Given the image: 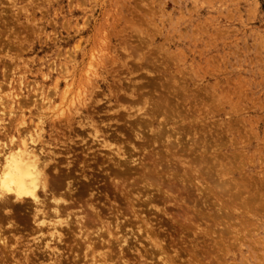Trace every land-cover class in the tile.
<instances>
[{
  "label": "rangeland",
  "instance_id": "1",
  "mask_svg": "<svg viewBox=\"0 0 264 264\" xmlns=\"http://www.w3.org/2000/svg\"><path fill=\"white\" fill-rule=\"evenodd\" d=\"M11 95L18 99L12 117L5 103ZM0 101L1 143L8 147L10 137L28 133L44 157L56 155L62 171L70 149L74 169L83 160L89 166V183L81 179L78 189L95 192L105 202L101 211L109 207L104 212L112 217L121 210L133 226L121 231L109 225L111 236L101 231L108 246L93 250L51 242L62 257L47 251L28 262L26 249L34 250L37 236V246L48 242L49 231L14 240L6 234L9 247L0 264H264V0H0ZM158 134L163 138L153 140ZM111 154L137 160L121 168L130 171L119 172L117 185L111 180L116 168L106 160ZM128 199L138 204H132L136 215ZM137 220H148L153 234ZM120 237L126 238L121 247Z\"/></svg>",
  "mask_w": 264,
  "mask_h": 264
},
{
  "label": "bare ground",
  "instance_id": "2",
  "mask_svg": "<svg viewBox=\"0 0 264 264\" xmlns=\"http://www.w3.org/2000/svg\"><path fill=\"white\" fill-rule=\"evenodd\" d=\"M159 84V83H158ZM14 87V86H13ZM160 87V86H159ZM13 89V88H12ZM57 90V89H56ZM64 90V89H63ZM65 90H67V89H65ZM58 91V90H57ZM68 91V90H67ZM67 91H65V93H63V94H66V92ZM161 91V90H160ZM164 91V90H163ZM166 91V90H165ZM188 91V90H187ZM5 92V91H4ZM149 92H150V90H149ZM155 93H156V91H154ZM169 92V91H168ZM68 93V92H67ZM147 93H148V91H147ZM178 93V92H177ZM190 93V92H189ZM5 94V93H4ZM54 94V93H53ZM53 94H52V96H53ZM145 94V93H144ZM144 94H142L141 96L143 97L144 96ZM153 94V96H155V97H157L156 95H154V93H152ZM162 94H166L165 92L163 93L162 92ZM180 94V93H179ZM77 95V94H76ZM150 95H151V92H150ZM160 95V94H159ZM158 95V96H159ZM167 95V94H166ZM170 95V94H169ZM183 95V94H182ZM187 95H188V92H187V94H185L184 96H185V99L187 98ZM189 95H191V93L189 94ZM64 96V95H63ZM66 96H67V94H66ZM130 96V95H129ZM175 96V95H174ZM180 96V95H179ZM38 97V96H37ZM65 97V96H64ZM77 97H78V95H77ZM80 97V96H79ZM150 97V96H149ZM154 97V98H155ZM160 97H161V95H160ZM164 97V96H163ZM183 97V96H182ZM189 97V96H188ZM191 97V96H190ZM19 98V97H18ZM20 98H21V96H20ZM19 98V99H20ZM62 98V97H61ZM81 98V97H80ZM137 98V97H136ZM135 98V99H136ZM147 98H148V96H147ZM147 98H145V97H143V99H146V100H148ZM151 98V97H150ZM149 98V99H150ZM159 98V97H158ZM158 98H157V100H158ZM175 98V97H174ZM174 98H171V99H174ZM177 98V97H176ZM184 98V97H183ZM182 98V99H183ZM63 99V98H62ZM62 99H60V100H62ZM65 99V98H64ZM63 99V100H64ZM78 99V98H77ZM76 99V100H77ZM138 99H139V93H138V98H137V101H138ZM143 99H142V101H143ZM151 99H153V98H151ZM162 99V98H161ZM166 99H169V98H166ZM171 99H169V101H167L166 103H168V102H170V100ZM181 99V98H180ZM18 100V99H17ZM17 100H16V95H11L10 97H7L6 98V101H5V103L7 102V104L9 105V107H10V112H9V116L10 117H12V116H15V111L13 110L14 109V106L18 103L17 102ZM53 100V99H52ZM62 100V101H63ZM66 100V99H65ZM70 100H72V99H70ZM79 100V99H78ZM132 100V99H131ZM160 100V99H159ZM163 100V99H162ZM176 100V99H175ZM174 100V101H175ZM193 100V99H192ZM21 100H19V102H20ZM38 101H40V100H38ZM45 101V99H43L42 100V102H44ZM110 101V100H109ZM108 101V102H109ZM136 101V100H135ZM150 101V100H149ZM153 101V100H152ZM161 101V100H160ZM173 101V102H174ZM1 102V101H0ZM41 102V101H40ZM64 102V101H63ZM69 102V101H68ZM133 102V101H132ZM165 101H163L162 103H164ZM184 102V101H183ZM4 103V102H3ZM71 103V102H70ZM138 103V102H137ZM141 103V102H140ZM147 103H148V101H147ZM182 103V102H181ZM181 103H179V104H181ZM1 105H2V103H0ZM45 104V103H44ZM130 104H131V102H130ZM134 104H135V102H134ZM139 104V103H138ZM142 104V103H141ZM149 104V103H148ZM154 104V103H153ZM153 104L151 105V106H153ZM183 104V103H182ZM20 105V104H19ZM46 105H47V102H46ZM55 105V104H54ZM136 105V104H135ZM154 105H156V104H154ZM161 106H162V104H160ZM172 105V104H171ZM72 106V105H71ZM133 106V105H132ZM137 106V105H136ZM141 106V105H140ZM140 106H138V107H140ZM1 107H4V106H1ZM17 107H18V105H17ZM19 107H21V106H19ZM143 107V106H142ZM141 107V108H142ZM148 107V106H147ZM153 107H156V106H153ZM176 107H178V106H176ZM6 108V107H5ZM151 108V107H150ZM150 108H147L148 110L150 109ZM157 108V107H156ZM156 108H155V110H156ZM164 108V107H163ZM192 108V107H191ZM132 109V108H131ZM158 109V108H157ZM159 109H160V107H159ZM169 109V108H168ZM168 109L166 110V113H167V111H168ZM7 110V109H6ZM138 110V109H137ZM140 110V109H139ZM154 110V109H153ZM162 110V109H161ZM177 110H178V108H177ZM183 110H185V109H183ZM3 111V110H2ZM2 111H1V113H2ZM18 111V110H17ZM145 111H147V110H145ZM169 111H171V109L169 110ZM175 111H176V109H175ZM20 112V111H19ZM60 112H62V110L60 111ZM148 112V111H147ZM174 112V111H173ZM179 112H181V109L179 110ZM8 113V112H7ZM21 113V112H20ZM149 113V112H148ZM152 113V112H151ZM159 113H160V111H159ZM155 114V113H153V114H155V115H152V116H155V117H157L156 115H159V116H161L160 114ZM161 113H162V111H161ZM177 113V112H176ZM185 113V112H184ZM5 114H6V112H5ZM147 114V113H146ZM168 114H170V115H172L171 113H167V115ZM178 114V113H177ZM188 114V113H187ZM18 115H19V113H18ZM22 115V114H21ZM130 116L132 115V114H129ZM134 115V114H133ZM142 115H144V114H142ZM148 115V114H147ZM150 115V116H151ZM163 116H165L164 114H162ZM169 115V116H170ZM175 115V114H174ZM178 115H180L179 117H181V116H183V115H181V113H179ZM186 115V114H185ZM185 115H184V117H185ZM1 116V115H0ZM17 116V115H16ZM129 116V117H130ZM140 116V115H139ZM19 117H20V115H19ZM18 117V118H19ZM122 117H126V116H122ZM128 117V116H127ZM162 117V116H161ZM160 117V118H161ZM166 117H168V116H166ZM14 118V117H13ZM23 118V117H22ZM131 118V117H130ZM136 118H138L137 116H136ZM140 118V117H139ZM152 118V120H153V118L154 117H151ZM160 118H158V120L160 119ZM170 118V117H169ZM175 118V117H174ZM173 118V119H174ZM133 119H134V117H133ZM155 119V118H154ZM157 119V118H156ZM180 119V118H179ZM184 119V118H183ZM187 119V118H186ZM148 120V119H147ZM174 120H176V119H174ZM180 120H182V119H180ZM179 120V121H180ZM194 120V119H193ZM10 121V120H9ZM24 121V120H23ZM137 121H138V119H137ZM137 121L134 123L135 124V127H136V123H137ZM154 121V120H153ZM160 122H162L161 120H159ZM169 121H170V119H169ZM172 121V120H171ZM177 121V120H176ZM176 121H175V123H176ZM133 122H134V120H133ZM146 122H148V121H146ZM156 122V121H155ZM158 122V121H157ZM159 122V123H160ZM167 122H168V119H167ZM4 123V122H3ZM164 124H168V123H166L165 122V119H164V122H163ZM174 123V122H173ZM174 123V124H175ZM33 124V123H32ZM134 124H132V126L134 125ZM143 125V123L141 122L140 123V125ZM146 124H148V125H145L144 124V126H149V123H146ZM162 124V123H161ZM164 124H162L163 126H166V125H164ZM5 125V124H4ZM16 125V124H15ZM138 125V124H137ZM142 125H141V127H142ZM161 125V126H162ZM6 126V125H5ZM8 126V125H7ZM6 126V127H7ZM139 126V125H138ZM137 126V127H138ZM160 126V125H159ZM158 126V127H159ZM162 126V128H164V130H166V128L165 127H163ZM11 127V126H10ZM134 127V128H135ZM136 127V128H137ZM150 127V126H149ZM158 127H157V130H159L158 129ZM179 127V126H178ZM182 127V126H181ZM189 127H191V126H189ZM25 128H27V127H25ZM140 128V127H139ZM138 128V129H139ZM170 128V127H169ZM9 129V128H8ZM8 129H7V131H8ZM21 129V128H20ZM22 129H23V127H22ZM28 129V128H27ZM26 129V130H27ZM160 129H161V127H160ZM181 128H179L178 130H180ZM183 129H185V128H183ZM188 130H189V128H187ZM2 130V129H1ZM0 130V131H1ZM163 130V129H162ZM168 130V129H167ZM171 130V129H170ZM170 130H168V131H170ZM178 130H177V132H178ZM187 130V131H188ZM24 132H27V131H25V129L23 130ZM22 131V132H23ZM139 131V130H138ZM141 131V130H140ZM150 131H151V129H150ZM182 131V130H181ZM180 131V132H181ZM183 131H186V130H183ZM186 131V132H187ZM2 132H3V130H2ZM21 132V134L23 135V133ZM136 132H137V130H136ZM143 132V131H142ZM165 132H167V131H165ZM164 131H163V134L165 133ZM171 132V131H170ZM176 132V131H175ZM174 132V133H175ZM177 132H176V134L175 135H177ZM11 133V132H10ZM37 133V132H36ZM156 133H159V131L157 132L156 131ZM155 133V134H156ZM162 133V132H161ZM172 133H173V131H172ZM179 133V132H178ZM183 133H185V132H183ZM189 133H191V132H189ZM39 134V133H38ZM95 134V133H94ZM93 134V135H94ZM138 134H139V132H138ZM137 134V135H138ZM7 135V134H6ZM24 135H26V133L24 134ZM27 135H28V133H27ZM19 136V138L18 139H15V137H10V139L9 138H7V139H9V146L8 147H6L5 146V144L4 143H1L0 142V196H2L3 198L2 199H0V254H2V255H4L5 254V251L8 249V242H9V239L7 238V237H5L4 235H6V234H9L10 235V237L12 236V238L13 239H11V240H14V236L15 235H20V233H22L23 235H26V236H30V234L31 233H36V234H38V233H41L42 231H44L45 229V231H49V236H48V238H49V240H48V242H46L44 245H42L41 247H39V246H37V244H38V242H39V238H38V236H37V238L35 237V240H33V241H35L36 242V244L34 245V250H30L29 248H30V246L26 249V251H28L29 252V254H31V255H29V254H24L22 257H23V259H24V261L25 262H28V261H31L30 259H31V256H37V255H35L36 253H45V252H47V251H50L51 252V254L53 255V254H57L58 256H60V257H62V253H60L59 252V250H55L56 248H51L50 247V244H51V242H54V243H56V244H58V245H65V246H69V247H71V248H73V247H84L86 250H93V249H95L96 247H99V246H108L107 244L109 243V240H106V239H103V237H102V234H101V231L102 230H105L106 232H107V234H108V236H111L112 235V233H111V230H110V228H109V225H111L112 224V228L113 229H119V230H121L122 231V229H124V228H126V226L128 225V227H129V224L131 223H128V221L125 219V217L127 216L126 215V213L124 214V215H126V216H122V214H121V210L120 211H116L114 214H111L112 215V217L111 216H109L110 215V213H109V215H106L105 213L106 212H104L106 209H104L103 211H101L102 209H100V206L101 205H104L103 203H105V202H103L102 204H101V202H98V200H97V198L95 197L96 196V194H95V192H93V193H89V191H86L85 189V191L86 192H88L89 193V196H87L86 198H84V199H86V200H83V196H82V191H84V190H82V191H80V189H78L79 187L78 186H76V184H80L79 182H81L82 183V181H81V179H83V181H85V182H87V183H89V179H90V177L88 176V175H86L85 173H86V170H85V166L87 165L86 163V165H84V160L80 163V164H82V165H80L79 166V168L78 169H74V164L76 163V161H75V159H73V158H71V156L73 157L74 155H71V151H67V156L68 157H66V159L65 160H67L66 161V163H65V165L63 166L64 167V171H62L63 170V168H62V170H60L59 169V164H60V162H59V160L57 159V157H56V155H53V157H44L43 155H42V152H40L39 151V149L37 150V149H35L34 148V145H33V143H35V142H33V141H31L30 142V137L29 136ZM31 135V134H30ZM96 135V134H95ZM140 135H141V132H140ZM159 135V134H158ZM161 135V134H160ZM160 135L156 138V136L154 137V138H152L153 140H155V139H158L159 137H160ZM166 135H167V133H166ZM166 135H164V136H166ZM174 135V134H173ZM172 135V136H173ZM181 134H179L178 136H180ZM18 136V135H17ZM149 136H151V134L149 135ZM152 136H153V134H152ZM171 136V135H170ZM192 136V135H191ZM190 135H189V137H191ZM3 137V136H2ZM1 137V138H2ZM8 137V136H7ZM147 137V136H146ZM146 137H144V139L146 138ZM161 137H162V135H161ZM160 137V138H161ZM174 137V136H173ZM173 137H171L172 139H173ZM188 137V138H189ZM147 138H150V137H147ZM145 139V140H147L148 141V139ZM163 138V137H162ZM179 138H181V137H179ZM183 138V137H182ZM185 138V137H184ZM108 139V138H107ZM170 139V138H169ZM186 139V138H185ZM190 139V138H189ZM140 140V139H139ZM168 140V139H167ZM171 140V139H170ZM170 140H169V142H170ZM177 140V139H176ZM179 141H180V139H178ZM177 140V141H178ZM183 140V142L185 141L184 139H182ZM181 140V141H182ZM188 140V139H187ZM156 141V140H155ZM158 141V140H157ZM176 141V142H177ZM189 141V140H188ZM192 141V140H191ZM159 142H160V139H159V141H158V145H159ZM169 142H168V144H169ZM172 142H173V140H172ZM171 142V144L170 145H174L173 143ZM174 142H175V140H174ZM190 142V141H189ZM188 142V143H189ZM145 143H148V142H146L145 141ZM150 143L151 142H149V145H150ZM160 143H162V139H161V142ZM164 143V142H163ZM179 142H177V144H178ZM99 144H102V143H99ZM167 144V145H168ZM182 146H184V144H182V142L180 143ZM187 144V143H186ZM186 144H185V148H186ZM193 144V143H192ZM195 144H197V142H195ZM148 145V144H147ZM148 145V146H149ZM153 145V144H152ZM152 145H150V146H152ZM179 145V144H178ZM198 145V144H197ZM197 145H195V147L197 146ZM102 146L104 147V148H106V149H111L110 148V145H107L106 144V142H104L103 144H102ZM169 146V145H168ZM172 146L169 148V149H171L172 148ZM182 146L181 147H179L180 148V150H181V148H182ZM188 146V145H187ZM119 147V146H118ZM134 147V146H133ZM174 148H176V146H173ZM194 147V146H193ZM68 148V147H67ZM116 148V147H115ZM114 148V149H115ZM121 148V147H120ZM163 148V147H162ZM184 148V149H185ZM86 149V152H87V148H85ZM113 149V150H114ZM133 149V148H132ZM184 149H182V151L181 152H184ZM193 149V148H192ZM198 149H199V146H198ZM84 150V149H83ZM88 150H90V149H88ZM134 150V149H133ZM173 150V148L171 149V151ZM179 150V149H178ZM186 151H187V149H185ZM191 150V149H190ZM65 151V150H64ZM109 151V150H108ZM110 151H112V149L110 150ZM74 152V151H73ZM84 152H85V150H84ZM122 152H123V150H122ZM159 152V151H158ZM174 152H175V150H174ZM177 152V151H176ZM192 152H194L193 150L191 151V154H189L188 156L190 157L191 155H192ZM201 152H203V151H201ZM88 153H91L90 151L88 152ZM87 153V154H88ZM108 153H112V152H108ZM107 152L105 153V154H108ZM114 153L116 154V156L118 157V158H122V157H124V154H122L121 152H120V149H117L116 148V151L114 150ZM126 153V152H125ZM156 153H157V151H156ZM161 153V152H160ZM204 153H205V151H204ZM73 154V153H72ZM94 154V153H93ZM96 154V153H95ZM101 154V153H100ZM184 154H186L185 152L182 154V156L184 155ZM91 155V154H90ZM89 155V156H90ZM98 155V154H97ZM96 155V156H97ZM112 155V154H111ZM114 155V154H113ZM112 155V156H113ZM149 155V154H148ZM151 155V154H150ZM153 155V154H152ZM158 155H159V153H158ZM162 155V154H161ZM160 155V156H161ZM166 155V154H165ZM110 156V155H109ZM155 156V155H154ZM175 156H177V155H175ZM194 156V155H193ZM193 156H192V159H194L193 158ZM56 157V158H55ZM88 157V156H87ZM94 157V156H93ZM150 157V156H149ZM185 157H187V156H185ZM197 157H199V156H197ZM197 157H195V158H197ZM205 157V156H204ZM237 157V156H236ZM70 158V159H69ZM113 158H114V156H113ZM112 157L110 158H108V159H106L107 161H108V163H112V166L113 167H115L116 169H114V170H116L115 171V173L113 174V178H111V180H112V182H113V184H115V185H117V182H115V178H117V176L118 175H121V174H119V172L120 173H122V174H124V172H127V170L128 171H130L129 169H123V171H122V167H127L126 165H130V164H134L135 163V161H137V160H130V162H127V161H124V160H126L125 158H124V160L123 161H121V160H115L116 158H114L113 159ZM117 158V159H118ZM152 158V157H151ZM158 158V157H157ZM159 158H161V157H159ZM201 158V157H200ZM202 158H203V156H202ZM206 158V157H205ZM90 159H91V157H90ZM105 159V158H104ZM123 159V158H122ZM192 159H190V160H192ZM198 159L199 158H197V160H194L193 162H195V161H198ZM56 160H58V162H55ZM77 160V159H76ZM85 160H87V159H85ZM170 160H172V159H170ZM169 160V161H170ZM200 160V159H199ZM150 161V160H149ZM154 161V160H153ZM208 161H210L209 159H206V162H208ZM86 162V161H85ZM98 161H96V163H97ZM102 162L104 163V161L102 160L101 161V163L100 164H102ZM155 162H156V160H155ZM140 163V162H139ZM160 162H158V164H159ZM197 163V162H196ZM199 163V162H198ZM63 164H64V162H63ZM62 164V165H63ZM161 164H163V163H161ZM161 164H159V165H161ZM167 164V163H166ZM170 164V163H169ZM199 165V164H198ZM88 166V165H87ZM108 166V165H107ZM135 166H137L138 167V165H135ZM109 167V166H108ZM130 169L132 168V166L130 167V166H128ZM161 167V166H160ZM172 167V166H171ZM176 167V166H175ZM88 168H89V166H88ZM155 168V167H154ZM174 168V167H173ZM180 168V167H179ZM178 168V169H179ZM209 168H211V167H209ZM87 169V168H86ZM134 169H136L135 167H134ZM138 169V168H137ZM144 169V168H143ZM156 169V168H155ZM163 169H165V168H163ZM172 169V168H171ZM184 169V168H183ZM204 169V167L202 168V170ZM208 169V168H207ZM207 169H206V172H207ZM113 170V169H112ZM145 170V169H144ZM143 170V171H144ZM154 170V169H153ZM160 170V169H159ZM173 170V169H172ZM198 170V169H197ZM110 171V170H109ZM132 171V170H131ZM148 170H146V172H147ZM164 171H166V170H164ZM187 171V170H186ZM114 172V171H113ZM149 172V171H148ZM147 172V173H148ZM159 172H161V171H158V173ZM189 172V171H188ZM202 172V171H201ZM206 172H204V170H203V173H206ZM144 172H142L141 173V176H143V175H145V173L143 174ZM150 173V174H149ZM148 173V175L149 176H147V174L145 175V176H147V178H148V180L151 178L150 177V175H152L151 174V172H149ZM126 174V173H125ZM124 174V175H125ZM202 174V173H201ZM209 174V173H208ZM123 175V176H124ZM127 175H129V174H127ZM132 175V174H131ZM203 175H207V174H203ZM211 175V174H210ZM130 176V175H129ZM174 176V175H173ZM77 177L79 178L80 177V179H77ZM109 177V176H108ZM150 177V178H149ZM153 177V176H152ZM154 177H155V175H154ZM159 177H161V175L159 176ZM211 177V176H210ZM209 177V178H210ZM7 178V180H8V183L10 184V186L14 189V191L12 192V193H4L3 192V184H4V182H5V179ZM118 178H120V177H118ZM140 178V177H139ZM142 178V177H141ZM163 178V177H162ZM175 178V177H174ZM178 178V177H177ZM164 179V178H163ZM162 179V180H163ZM110 180V179H109ZM142 180V179H141ZM144 180H145V178H144ZM168 180V179H167ZM120 181V180H119ZM150 181V180H149ZM152 181H154V180H152ZM164 181V180H163ZM185 181V180H184ZM260 181V180H259ZM136 182H138V181H136ZM140 182H142V181H140ZM158 182V181H157ZM166 182V181H165ZM170 182V181H169ZM177 182V184H178V180L176 181ZM181 182V181H180ZM185 182H188V181H185ZM110 183H111V181H110ZM120 184H121V182H119ZM118 183V184H119ZM124 183V182H123ZM122 183V184H123ZM153 183V182H152ZM152 183H150V184H148V185H151ZM164 183V182H163ZM263 183V182H262ZM138 184V183H137ZM137 184H135L136 186H139V185H137ZM155 184H158L159 185V183H155ZM185 184V183H184ZM85 185V184H84ZM134 184H132V186H133ZM144 185H145V182H144ZM147 185V184H146ZM158 185H155V186H158ZM161 185H165V184H161ZM161 185H159L160 187H161ZM170 185H171V183H170ZM186 185V184H185ZM189 185V184H188ZM83 186V185H82ZM86 186H87V184H86ZM88 186H89V184H88ZM135 186V187H136ZM158 186V187H159ZM176 186H178V185H176ZM175 186V187H176ZM179 186H181V185H179ZM242 186V185H241ZM240 186V187H241ZM262 186H263V184H262ZM84 187V186H83ZM82 187V188H83ZM127 187V186H126ZM126 187H125V190H126V192L128 191V189H126ZM141 187V186H140ZM143 187V186H142ZM146 187H148V186H146ZM154 187V186H153ZM165 187V186H164ZM186 187V186H185ZM184 187V188H185ZM33 188H35V191H34V195L33 196H22V197H20L19 199H17V197H16V195H15V192L16 191H19V190H24V191H33ZM132 188V187H131ZM131 188H129V189H131ZM136 188H138V187H136ZM168 188H169V186H168ZM170 188L171 189H173L172 188V185L170 186ZM168 189V190H171V189ZM178 188H180V187H178ZM132 189H134V187L132 188ZM140 189H142V188H140ZM147 189V188H146ZM154 189V188H153ZM152 189V190H153ZM176 189V188H175ZM186 189V188H185ZM241 189V188H240ZM92 190V189H91ZM122 190V189H121ZM135 190H137V189H135ZM135 190H134V192H135ZM160 190V189H159ZM158 190V191H159ZM163 190V189H162ZM187 190L189 191V189L187 188ZM144 191H145V188H144ZM147 191V190H146ZM149 191H150V189H149ZM149 191H147V192H149ZM154 191H155V189H154ZM173 191H174V189L172 190V193H173ZM132 192V191H131ZM140 192H141V190H140ZM161 192V191H160ZM159 192V195L161 194ZM183 192V191H182ZM88 193H87V195H88ZM121 193H124V192H121ZM145 193V192H144ZM188 193V192H187ZM242 193V191L240 192V194ZM139 194V193H138ZM137 194V195H138ZM141 194H143V192L141 193ZM149 194V193H148ZM151 194V193H150ZM157 194H158V192H157ZM156 193H155V197H157L156 195H157ZM83 195H85V193L83 194ZM131 195V194H130ZM158 195V196H159ZM121 196H123V195H121ZM140 197L142 196V195H139ZM162 196H164L163 195V193H162ZM162 196H160V198L159 199H162ZM89 197V198H88ZM131 197V196H130ZM130 197H129V199H130ZM149 197V196H148ZM205 197V196H204ZM128 198V197H127ZM146 198V197H145ZM150 198V197H149ZM167 196L165 197V199L167 200ZM180 198H182V197H180ZM257 198H258V196L256 195V199H255V201L257 200ZM125 199V198H124ZM123 199V200H124ZM129 199L127 200V202H128V210L131 212V214H132V212H133V215H136V212H134V210H133V205H137L138 206V204H133L132 202L130 203L129 202ZM131 199H135V198H131ZM141 199H144V198H141ZM141 199H139L140 201H141ZM155 199H157V198H155ZM164 199V200H165ZM169 199H171V197L170 198H168V201H169ZM173 199V198H172ZM171 199V200H172ZM250 199V198H249ZM251 199H253L254 200V198H251ZM250 199V200H251ZM109 200V199H108ZM126 200V199H125ZM147 200H151V199H147ZM154 200V199H153ZM179 200V199H178ZM201 200H204V199H202L201 198ZM206 200V199H205ZM259 200V199H258ZM105 201H107V200H105ZM130 201H132V200H130ZM135 201H137L136 199H135ZM139 201V202H140ZM157 201L159 202V200L157 199ZM162 201V200H161ZM176 201H177V198H176ZM176 201H174V202H176ZM108 202V201H107ZM106 202V203H107ZM150 202V201H149ZM155 202H156V200H155ZM170 202H172V201H170ZM169 202V203H170ZM173 202V203H174ZM180 202V201H179ZM185 202V201H184ZM197 202V201H196ZM250 202H252V201H250ZM101 205H100V204ZM124 203V202H123ZM125 203H126V201H125ZM124 203V204H125ZM136 203H138V202H136ZM152 203H154V202H152ZM166 203V202H165ZM172 203V204H173ZM247 203H249V202H247ZM122 204V203H121ZM123 204V205H124ZM133 204V205H132ZM140 204V203H139ZM141 204H142V202H141ZM148 204V203H147ZM171 204V203H170ZM176 204H177V202H176ZM175 204V205H176ZM203 204H205V203H203ZM243 204V203H242ZM117 205V204H116ZM115 205V206H116ZM143 205H145V203L143 204ZM162 205H163V203H162ZM178 205H179V203H178ZM200 205V204H199ZM114 206V207H115ZM121 206V205H120ZM146 206H150L149 204L148 205H146ZM171 206H173V205H171ZM206 206V205H205ZM105 207V206H104ZM117 207V206H116ZM139 207V206H138ZM143 207V206H142ZM180 207V206H179ZM201 207V206H200ZM109 208V207H108ZM107 208V210H109ZM122 208V207H121ZM136 208V207H135ZM134 208V209H135ZM146 208V207H145ZM164 208V207H163ZM111 209V208H110ZM143 209V208H142ZM181 209H185V208H181ZM106 210V211H107ZM127 209H123V212L122 213H124V211H126ZM138 210V209H137ZM137 210H135V211H137ZM141 210V209H140ZM165 210V209H164ZM175 210H177V209H175ZM179 210V209H178ZM186 210V209H185ZM112 210H110V212H111ZM139 211V210H138ZM138 211H137V213H138ZM154 211V210H153ZM202 211V213H203V210H201ZM104 212V213H103ZM114 212V211H113ZM127 212V211H126ZM143 212V211H142ZM155 212V211H154ZM165 212V211H164ZM112 213V212H111ZM201 213V212H200ZM127 214H129V212L127 213ZM138 214H141L140 212L138 213ZM143 214V213H142ZM141 214V215H142ZM160 215H161V213H159ZM159 214H155L156 215V217H157V215H159ZM196 215V214H195ZM199 215V214H198ZM111 217V218H109V217ZM130 216V215H129ZM143 216V215H142ZM141 217V216H140ZM156 217H155V219H156ZM127 218H129V217H127ZM135 218H137V219H139L138 218V216H135ZM146 218H148V217H146L145 216V219ZM201 218V217H200ZM110 219V220H109ZM142 219H144V218H142ZM154 219V220H155ZM196 219H198V218H196ZM150 221H152L151 219H149ZM156 220H158V219H156ZM130 221H131V219H130ZM147 221L148 220H142V221H140V223H139V221L137 220L136 222H138L139 224H140V226L141 227H143V229H144V232L145 233H151V234H153L152 233V229H153V227L151 228V226H148V224H147ZM134 222L135 221H133L132 223L134 224ZM135 222V223H136ZM159 222V221H158ZM155 223H157V221L155 222ZM131 225V224H130ZM152 225V224H151ZM178 225H180V224H178ZM105 226H107V228L105 227ZM152 226H154V225H152ZM131 227L133 228V226L131 225ZM137 227H139V226H137ZM136 227V225H135V228H137ZM160 227V226H159ZM159 227L157 228V229H159ZM184 228V227H183ZM187 228H188V226H187ZM163 229V228H162ZM141 230V232H142V229H140ZM140 230H137V231H140ZM155 231H156V229H154ZM183 230V229H182ZM186 230V229H185ZM160 231V230H159ZM131 232V231H130ZM30 233V234H29ZM132 233V232H131ZM143 233V232H142ZM144 233V234H145ZM157 233V232H156ZM159 233H161V231L159 232ZM134 234V233H133ZM160 235V234H159ZM25 236V237H26ZM146 236V235H145ZM152 236V235H151ZM16 237V236H15ZM158 237H160V236H158ZM41 238V237H40ZM153 238V237H152ZM156 238V237H155ZM47 240V239H46ZM117 240H119V246L121 247V245H120V243H122V244H124L125 242H126V238L124 239L123 237H120V238H118ZM151 240V239H150ZM40 244V243H39ZM154 247V246H153ZM162 247H164V246H162ZM165 249V248H164ZM25 251V252H26ZM160 252V251H159ZM177 252V251H176ZM179 253H180V251H179ZM176 254H178V252L176 253ZM180 255V254H179ZM190 255H192V253H190ZM175 256V255H174ZM17 262V261H16ZM15 264H18V263H15Z\"/></svg>",
  "mask_w": 264,
  "mask_h": 264
},
{
  "label": "clouds",
  "instance_id": "3",
  "mask_svg": "<svg viewBox=\"0 0 264 264\" xmlns=\"http://www.w3.org/2000/svg\"><path fill=\"white\" fill-rule=\"evenodd\" d=\"M14 191V189L10 186V184L8 183L7 178L5 179V182L3 184V192L4 193H12ZM34 191L35 188H33V191H24V190H19L15 192V195L17 197V199H19L22 196H33L34 195ZM3 197L0 196V199H2Z\"/></svg>",
  "mask_w": 264,
  "mask_h": 264
}]
</instances>
